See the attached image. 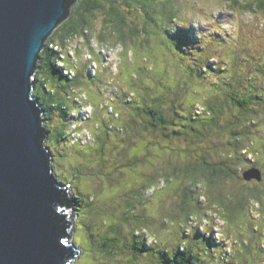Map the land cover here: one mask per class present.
Returning a JSON list of instances; mask_svg holds the SVG:
<instances>
[{"label":"trees","instance_id":"1","mask_svg":"<svg viewBox=\"0 0 264 264\" xmlns=\"http://www.w3.org/2000/svg\"><path fill=\"white\" fill-rule=\"evenodd\" d=\"M231 2L234 6L238 5L250 9V11L252 9L251 13L258 12L254 5L259 9L264 8V0H231ZM178 3L179 0H79L76 3L69 18L62 22L47 40L38 61L34 94L43 106L44 117L46 120H52L51 112L54 110L62 112L64 116L61 122L54 125L47 123L51 131L48 134L47 142L50 138V142L54 141L52 145L54 146V143L56 145L57 141L60 142L63 139L65 132L74 123L76 131L85 129L92 135L91 142L82 145L81 148H75L74 151H83L87 148L92 159L79 163L76 165L78 168L73 171L71 169V173H76V169L79 172L81 168L86 167L98 169L99 166L103 167L107 163L112 164L114 168L117 163L119 168L114 169H118L125 174L121 180L122 184L126 185L130 182L132 184L133 181H136L135 188L133 189L134 186L131 187V189L136 190V199L134 201L126 200L124 211L114 219H108V210L97 204V198H99L97 192L93 195L87 193L86 200L83 199L82 192L74 197L77 202L75 204L78 205L75 206L76 213L79 211L84 221L82 225L86 228L85 239L88 242L93 241L102 244V248L105 250L103 253H111L116 246L121 250L128 264H219L221 259H224L223 254L220 252L215 257L210 241L206 246L209 251V258L189 246L181 249V244L178 248L171 250L166 246L158 248V241L161 244H166V242L161 241L158 235L159 232L152 228L154 222L151 217L153 216L147 213V205L138 201L146 199L144 191L148 190L147 188L155 187L153 190V197H155L172 181H177L185 176L189 180L192 189L187 187L185 200H182L178 207L172 209L169 215L164 216L163 222L170 219L174 223V221L179 220V217H183L184 220L180 222L181 226L187 227L190 224L191 216L201 214L204 210L203 205H205V203L201 204L202 201L198 199V194H194L193 188L202 187L205 184V188L209 189L212 184H216L218 179L231 178L230 180L238 181L240 191L230 192L228 195L219 193L214 196L210 193V196L203 194V197L208 198L212 207L221 206L222 213L220 216L224 218V221L230 222L235 219L238 220V217L241 218V226L237 232L239 248L236 253L240 259L249 260V255L252 252H258L257 254L260 256L264 254V235L262 236L257 232L258 229H261L259 226L251 225V220L243 219L240 212L245 217L246 213L243 210H245V207L249 208L250 201L252 203H255V201L259 204L261 201L264 203V189H260L262 191H259L258 188L249 190L246 188L248 187L247 183L242 181L241 178H237L233 174V170L241 169L244 165L242 161H248L246 156L253 152L255 154L253 150H260L257 152L259 161L262 158L264 159V146L257 148L255 140L250 139L253 134L251 127L256 123L257 118H260L264 113V97L260 96L259 92H254L252 77L239 69L234 70L232 73L230 71L229 76L225 75L228 77V81L220 79L216 82L211 78L201 77L209 71H206V69H212V66L209 64V58L207 56L203 58L200 52H196V60L192 58L195 62L189 61L190 56H194V50L191 54L188 47L189 36L186 32H188L189 23L188 20L180 16ZM134 13L136 16L134 15L135 18H132L131 16ZM98 14L104 15L103 20L105 27H108V31L106 32L103 29L98 34L97 43L100 41L105 47L106 45L109 46L110 41L122 45L124 70L128 67L126 65L128 54L134 51L133 45L138 43L142 46L140 57L144 61L150 62L151 65L147 67L141 65V69L137 68L132 71L134 82L131 94L134 97L129 100L127 97L126 99L123 97V100H119V102L114 98L108 100L106 106L101 108L106 109V112L109 113L103 114L105 118L96 120L95 124L97 125L91 132L88 127H85L86 121L92 118L93 114L97 115L100 108H92L93 106L85 103L86 98L82 99L75 95V90L88 87V80L86 82L81 80L79 71L75 72L68 66L66 50L69 48L68 43L77 38H82L88 43L93 40L91 35L92 21ZM135 19V24L131 23ZM182 29L186 30L184 35ZM178 31H180L179 35ZM170 37L174 41L179 40L177 48L184 52V56L178 60L171 58V62L168 59V65L174 64L181 73L178 86L168 84L164 80L163 77L166 72L162 71L161 74L154 72V62L158 60L157 52L159 48L161 50L162 48L165 49L167 58L171 57L169 53L174 51ZM149 47L150 50H148ZM137 51L139 52L138 49ZM149 55L152 57H147ZM223 60L229 65L226 70L235 68L236 61L234 59L231 61ZM217 61H220V59L217 58ZM69 69L73 70L74 75L66 72ZM218 69L221 70L220 67ZM218 69L216 68L215 71H218ZM82 71V75L86 77L87 67L85 66ZM58 77L64 79L63 83L59 82V89L51 88L50 90L47 85L48 79L57 81ZM90 78L92 77L90 76ZM193 79H203L204 82H211L213 85L208 89L209 93L203 98L197 97L198 99L195 102H182L179 89L184 87V82L190 86ZM92 81L94 80L92 79ZM43 88L45 92H43ZM100 102L101 99L98 103ZM109 102L114 103L113 107L108 104ZM82 103L91 108L90 116L78 115ZM198 105L203 107L200 113L196 112ZM124 112H126V117H124ZM53 127H55L56 133L53 132ZM67 138L70 140L69 136ZM54 148L58 147L54 146ZM237 149H239V152ZM92 150L94 153H90ZM235 150L237 154L241 151H244V153L241 155L233 154V152H236ZM217 152L221 154L226 152V158L224 157L222 160L212 163L211 156L217 154ZM164 158L169 163V168L158 167L149 174L143 172L145 168L148 170L156 161ZM100 174L97 171L93 176L97 175L95 177H98ZM74 179L75 181L67 178L63 182L68 184H70L69 182L77 183L78 178L74 176ZM255 180L259 184L263 182L262 179L258 180L256 178ZM160 182L164 183L163 188L158 187ZM77 187L80 188V186ZM157 187L159 190H156ZM119 196L126 199L124 194ZM191 200L195 201L193 205L190 204ZM85 201H88V203L86 204ZM140 206L142 209H137ZM157 212L159 213V210ZM249 212L251 213V211ZM249 216L251 217V214ZM104 217L106 219L104 223L101 222V229L92 230L94 219ZM154 217L157 218V216ZM92 220L93 222H91ZM82 225L79 224V226ZM122 227L129 229L126 238H122ZM165 230L170 229L165 228ZM147 232L153 234L156 238V242L148 246L145 244V239H139ZM182 235L186 236L184 229H182ZM107 237H109V241L106 240ZM254 238L257 239L256 244ZM203 241H206V239H203ZM183 244L187 245L186 239ZM189 244H191L190 241ZM254 248L256 249L253 250ZM134 250L135 255H133ZM213 250L217 251L216 249ZM138 256L139 258H137ZM227 261L234 262L230 258H227ZM256 262L254 261V263ZM101 264H107V262L104 261Z\"/></svg>","mask_w":264,"mask_h":264},{"label":"rangeland","instance_id":"2","mask_svg":"<svg viewBox=\"0 0 264 264\" xmlns=\"http://www.w3.org/2000/svg\"><path fill=\"white\" fill-rule=\"evenodd\" d=\"M254 7L256 8V11H258L257 13H251L252 9L250 11V9L242 8L238 5L234 6L231 0H198V2H196V0H179L178 3L180 16L183 19L188 20L189 23L188 32H186L185 29H182L183 35L186 32L189 36L188 47L190 53L192 54V51L194 50V56H190L189 61L195 62L192 58H195L196 60L197 58L195 54L196 52H200L203 58L204 56L209 58V64L212 66V69H206V71H209L204 73V75L201 77L211 78L216 82L220 81V79L228 81L227 76L230 75V71L232 73L234 70L239 69L241 72L247 73L249 77H252L251 81L254 82V92H259L261 94L260 96L264 97V8L261 7L259 9L256 7V5H254ZM134 15L135 13L132 14L131 17L133 18ZM103 16L104 15L102 14H98L97 17L93 18V28L91 31L93 40L91 42L88 43L82 38H77L76 40L68 43L69 48L66 50L68 66L75 72L79 71V78L81 80L84 82L88 80V87L84 86L86 89L81 88L75 90V95L81 97L82 99L86 98L85 103L93 106L92 108H100V112H97V115L93 114L92 118H89L86 121L85 127H88L91 132H93L95 125H97L95 124L97 122L96 120H100L103 117L105 118V115L103 114L109 113L106 112V109L101 108L106 106L108 100H112L114 98V100L119 102V100H123V97H125V99L127 97L128 100L134 97V95L131 94L132 84L134 82L132 71L140 68L141 65H145L146 67L151 65L150 62H146L142 57H140V49L142 48L140 43L133 45L134 51H131L128 54L126 61V65H128V67H126L125 70L123 68L125 63L124 57L122 55V45L110 41L109 46L106 45L105 47V45L101 44L100 41L97 43L98 34L103 29L106 30V32L108 31V27H105ZM135 21L136 19L131 23L135 24ZM138 24L142 26L140 22H138ZM177 33L179 35L180 31ZM170 41L171 46L174 49V51L171 50L172 53H169L171 57L167 58L165 49L162 48L161 50V48H159L157 52L158 60L154 62V72L159 74H161L160 72L162 71L166 72L163 77L164 80L168 84H175V86H178L180 84L181 73L179 72L178 67L174 64L168 65V59H170V61L171 58L178 60L184 56V52L177 48V43L179 40L174 41L170 37ZM90 48L91 50H89ZM151 48L149 47L148 50ZM161 51H163V53H161ZM147 57L152 56L149 55ZM217 58L220 59V61H217ZM223 59L228 61L234 59L236 61L235 68L232 70H226L228 69L229 65ZM84 65L87 67L86 77L82 75V70L85 68ZM218 67H220L221 70L218 69ZM216 68L218 71H215ZM73 70L71 72L74 74ZM90 76L92 78H90ZM92 79L94 81H92ZM56 80L57 81L48 79L47 85L49 86L50 90L51 88H55V90L57 88L59 89L60 86L58 84L59 82L63 83L64 79L58 77ZM183 85L184 87L179 89L180 100L182 102H195L198 99L197 97L203 98L209 93L208 89L213 85V83L204 82L203 79H193L190 86L185 82ZM43 92H45L44 88ZM100 99L101 104L98 103ZM84 104L82 103V107L79 110L78 115L82 114L84 111L85 116H90V114L87 113H89V109L91 108L86 107V104ZM108 104L111 107L114 105L113 102H109ZM202 108V106L198 105L196 107V112H202ZM51 113L53 119L45 120L44 123L46 130L49 131V134L51 131L49 130L47 123L54 125L58 122H61V120L64 118L63 113L58 112L57 110H54ZM124 117H126V112H124ZM73 124L70 126V128H68L67 132H65L63 139L60 142L57 141L56 145L54 143V146L58 148H54L52 145V142L54 141L50 142V138L49 142L46 143L50 146L54 158L53 174H55L58 180L65 184L66 182L63 181L67 180V178L75 181L74 176L77 177V183L69 182V185L71 186V197H75V195H78L79 192H82V197L84 200H86L87 193H90L89 195H93L97 192V195L99 194L98 197L103 199L100 200L97 198V204L108 210V219H114L115 217L121 215L124 211L126 200L134 201V199H136V190L133 189L135 188L134 185L137 183L136 181H133L132 184L131 182L126 185L122 184L121 180L124 178L125 174L118 169H114L119 168L117 163L115 164L114 168L112 164L107 163L108 165L105 164L103 167L99 166L98 169H95L94 167H86L81 168V171L79 172L76 169V173H71V169L73 171L75 168H78L76 165L92 159L89 156V150L85 147V150L83 151H74L75 148H81L82 145H87L89 142H91L92 135H90V139L88 135L85 137L86 130L80 129L81 132H78L76 131L75 125ZM251 131L253 134L251 135L250 139L255 140L257 143V148L264 146V113L262 116H260V118H257L256 123L253 125V127H251ZM53 132L56 133L55 127H53ZM67 136L70 137V140H68ZM86 138L89 140L85 142ZM49 143L52 145V147ZM237 151L239 152V149H237ZM237 151L233 152V154L235 153L236 155H241L244 153V151H241L237 154ZM253 151H255L256 155L254 152L249 153L248 156H246L248 161H242V163H244L242 168H238L236 170L234 169L233 174L237 176V178H241L242 181L246 182L248 186L246 188L249 190L258 188L259 191H262L260 189H264V159L262 158L261 161H259L257 158V152L260 150ZM90 153H94L93 150L90 151ZM217 154H213L211 156L212 163H214V161L222 160L224 157L226 158V152L223 154L217 152ZM243 159L245 160L244 157ZM126 161L129 162L128 159H126ZM158 167L169 168V163L167 162L166 158L156 161L151 168H148V170L145 168L143 172L149 174ZM252 169L260 171L262 174L263 182L261 184L257 183V180H255L256 177H251L252 179L249 181L244 179V173H247ZM89 171L91 172L90 174ZM97 171L101 173L100 176H93V174L95 172L97 173ZM230 179L220 178L216 181V184H212L209 189L205 188V184L202 187L197 186L196 188H193L194 194L199 195L198 199L202 201L201 204L203 205V203H205V205H203L204 210L201 214H194L191 216L189 223L191 224L190 227L192 228L189 227L190 224L187 225V227L181 226L180 222L184 220L183 217H179V220L174 221V223H172L170 219L167 222H163V217L169 215L172 212V209L178 207L180 202L185 200V192L188 191L187 187L192 189L190 188L189 180H187L185 176L182 179H178L177 181H172L165 189H162L159 193L157 192L158 194H156L155 197H153V190L155 187L147 188L148 190L144 191L146 194V199L144 201L138 199L139 201H137L143 202L144 205H147V213L153 216L151 217L154 222L152 228L159 232V239L166 242V244H161L160 241H158L157 245L160 247H157L162 248V246H166L169 250H171L178 248V246L181 244V249H185L186 246H189L197 250L199 253H202L203 256L207 255L209 258L210 255L206 246H208V241H210L211 249L213 248L217 250L215 251L212 249L215 257H217L220 252L223 254L224 259H221L219 264L264 263V257L262 258L264 254L260 256L257 254L258 252H252L249 255V260H246L245 258H239L236 251H238L239 248V245L237 244V232L241 226V218L238 217V220L235 219L230 222L224 221V218L220 216L222 213L221 206L217 205V207H212L208 198L203 197V194L210 195L211 193L215 196L220 193L222 195H228L230 192L235 193L240 191L241 188H239L240 186L238 181ZM77 186H80V188ZM163 186L164 183L160 182L158 187L163 188ZM131 187H133V189H131ZM158 187L156 190H159ZM121 194L126 195V199L124 197H120L119 195ZM152 197L153 199H151ZM75 202L76 201L74 200V203ZM85 203L87 204L88 201H85ZM194 203L195 201L191 200L190 204L193 205ZM137 205L139 206V203ZM75 206L78 205L75 204ZM137 209L142 208L140 206ZM158 210L159 213L157 212ZM243 211L246 213V218L244 215H242V212H240L241 217L245 220H251V225L254 224L255 226H259L261 229H258L257 232L263 236L264 203L262 201L260 204L256 203V201L255 203L250 201L249 208L245 207V210ZM249 211H251V213ZM219 212L220 214H218ZM249 214H251V217ZM154 216H157V218L155 219ZM105 219L106 217L94 219L92 230H100L101 222L104 223ZM74 221L76 222V228L74 229L73 240L75 241L76 245L82 249V254L73 261V264H101L104 263V261L107 262V264H128L118 247L115 246L111 253L105 254L103 253L105 250L102 248V244H97L93 241L88 242L87 239H85L86 228H84V225H82L84 224V221L83 217L80 216L79 211L78 213H75ZM91 222H93V220ZM79 224H81L83 227L79 226ZM88 224L90 225L91 223L89 222ZM245 226H247V224H245ZM165 228L170 230H165ZM181 228L186 231V236L182 235ZM128 230L129 229L125 227L121 228L122 238L127 237ZM142 231L144 232V230ZM144 234L145 235L139 239H145V244L147 246L156 242V238L153 236V234L148 232ZM185 239L187 241V245L183 244ZM203 239H206V241H203ZM106 240L109 241V237H107ZM189 241L191 244H189ZM254 241L256 244L257 239L254 238ZM255 249L256 248L253 250ZM231 252L234 253L233 256V253ZM135 254L136 252L134 250L133 255ZM139 256L137 258H139ZM227 258L234 260V262L230 263L227 261ZM254 261L256 263H254Z\"/></svg>","mask_w":264,"mask_h":264},{"label":"water","instance_id":"3","mask_svg":"<svg viewBox=\"0 0 264 264\" xmlns=\"http://www.w3.org/2000/svg\"><path fill=\"white\" fill-rule=\"evenodd\" d=\"M78 1L0 0V264H64L80 251L75 199L53 174L45 111L34 94L40 54Z\"/></svg>","mask_w":264,"mask_h":264},{"label":"built area","instance_id":"4","mask_svg":"<svg viewBox=\"0 0 264 264\" xmlns=\"http://www.w3.org/2000/svg\"><path fill=\"white\" fill-rule=\"evenodd\" d=\"M71 71H72V70L69 69V71H66V72H68V73L70 74V73H72ZM70 75H74V74L72 73V74H70ZM87 114H91V109H89V113H87ZM82 115L85 116L84 111H83ZM75 128H76V126H75ZM78 132H81V131H78ZM86 133H87V134H86ZM86 135H88V137H89V139H90L91 136H90V132H89L88 130H86V132H85V137H86ZM89 139L86 138V139H85V142L88 141Z\"/></svg>","mask_w":264,"mask_h":264},{"label":"clouds","instance_id":"5","mask_svg":"<svg viewBox=\"0 0 264 264\" xmlns=\"http://www.w3.org/2000/svg\"><path fill=\"white\" fill-rule=\"evenodd\" d=\"M66 184H68V183H66ZM74 259H75V254L67 257L64 264H73Z\"/></svg>","mask_w":264,"mask_h":264},{"label":"bare ground","instance_id":"6","mask_svg":"<svg viewBox=\"0 0 264 264\" xmlns=\"http://www.w3.org/2000/svg\"><path fill=\"white\" fill-rule=\"evenodd\" d=\"M48 140V139H47ZM49 146V145H48ZM50 147V146H49ZM50 151H51V149H50ZM52 153V152H51ZM53 155V154H52Z\"/></svg>","mask_w":264,"mask_h":264}]
</instances>
